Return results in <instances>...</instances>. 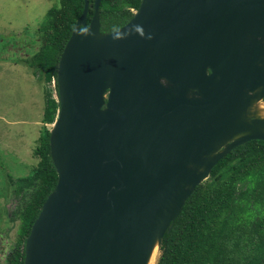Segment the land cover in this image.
I'll use <instances>...</instances> for the list:
<instances>
[{"label": "water", "instance_id": "water-1", "mask_svg": "<svg viewBox=\"0 0 264 264\" xmlns=\"http://www.w3.org/2000/svg\"><path fill=\"white\" fill-rule=\"evenodd\" d=\"M83 1L23 264H148L214 166L264 142V0H141L109 33Z\"/></svg>", "mask_w": 264, "mask_h": 264}, {"label": "trees", "instance_id": "trees-1", "mask_svg": "<svg viewBox=\"0 0 264 264\" xmlns=\"http://www.w3.org/2000/svg\"><path fill=\"white\" fill-rule=\"evenodd\" d=\"M92 0H89L90 4ZM141 0H101L102 32L124 26ZM83 0H58L37 29L38 47L24 60L46 84L56 77L60 54L83 10ZM92 9V6H91ZM93 9L89 10L87 22ZM56 88V87H55ZM59 105L46 90L38 159L27 176L12 181L20 202L15 211L17 238L5 264H23L24 243L57 174L49 156V130ZM157 264H264V142L250 141L230 151L196 187L172 230L163 238Z\"/></svg>", "mask_w": 264, "mask_h": 264}, {"label": "rangeland", "instance_id": "rangeland-1", "mask_svg": "<svg viewBox=\"0 0 264 264\" xmlns=\"http://www.w3.org/2000/svg\"><path fill=\"white\" fill-rule=\"evenodd\" d=\"M57 3L0 0V264H5L19 225L14 214L20 201L13 195L11 182L27 176L37 164L33 151L44 125L46 90L55 96L53 81L46 84L38 79L24 60L38 49L39 24Z\"/></svg>", "mask_w": 264, "mask_h": 264}, {"label": "bare ground", "instance_id": "bare-ground-1", "mask_svg": "<svg viewBox=\"0 0 264 264\" xmlns=\"http://www.w3.org/2000/svg\"><path fill=\"white\" fill-rule=\"evenodd\" d=\"M256 107H257V110L259 112V115L264 117V102L257 103ZM157 252H158L157 249H155L153 251L148 264H155L156 263L157 256H158Z\"/></svg>", "mask_w": 264, "mask_h": 264}, {"label": "flooded vegetation", "instance_id": "flooded-vegetation-1", "mask_svg": "<svg viewBox=\"0 0 264 264\" xmlns=\"http://www.w3.org/2000/svg\"><path fill=\"white\" fill-rule=\"evenodd\" d=\"M92 3L90 4V10L93 9V0L91 1ZM91 6H92V9H91ZM132 13L135 11L134 9H131Z\"/></svg>", "mask_w": 264, "mask_h": 264}]
</instances>
